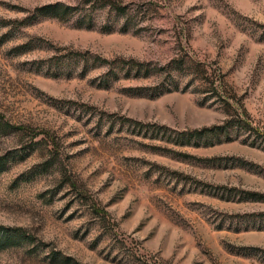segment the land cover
I'll return each instance as SVG.
<instances>
[{"label":"rangeland","instance_id":"obj_1","mask_svg":"<svg viewBox=\"0 0 264 264\" xmlns=\"http://www.w3.org/2000/svg\"><path fill=\"white\" fill-rule=\"evenodd\" d=\"M0 123V264H264V0H0Z\"/></svg>","mask_w":264,"mask_h":264},{"label":"trees","instance_id":"obj_2","mask_svg":"<svg viewBox=\"0 0 264 264\" xmlns=\"http://www.w3.org/2000/svg\"><path fill=\"white\" fill-rule=\"evenodd\" d=\"M62 4L63 3H60L59 1L49 2V3H46V4L39 6V8L42 11L58 15V13H60V12H56V11H59L58 8L62 7L61 11H63V12H61V13H64V12L68 11L69 8L72 7V4H66V3H64L63 5ZM113 5H114L113 7H115L118 12L124 11V6L122 4L114 3ZM173 60L174 59H172V61ZM176 60H177L176 61L177 63H182L184 61L187 62V60H184V58H181V57L176 59ZM177 63H176V65L178 66ZM169 64L170 65L165 69V72H164L165 74L163 76L164 77L163 80H167V81L165 83L162 80L161 81L162 86H160V87H158V85H157L158 88H156V89L158 92L165 90V89H173V88L181 87L179 84L180 83V79H179L180 75L177 72V69L174 70L172 63H169ZM192 67H190L189 70L194 71L193 77H195V74H197L199 71L202 73V69L198 64H195V67H193V68ZM183 69H184V67H183ZM185 69H187V68L185 67ZM200 75L202 76V74H200ZM168 76H169V78H168ZM1 123L4 126H6V125L11 126V122H9L8 120L3 121ZM1 123H0V125H1ZM230 125H239V126L249 125V122H247L241 116H238L236 118H232V117L227 118L223 123H214L211 125H203L201 127L178 129V130H175V133H176L175 139L178 141V143H181V144L190 143L193 139H196V141H198L201 136L205 137V136L210 135L212 133H216V132L219 133L221 130L222 131L223 130L228 131V127ZM0 161H1V163L5 162V160H0ZM141 261L142 262H140V264H159V261L157 262L156 259L151 261V260H148L147 258H143Z\"/></svg>","mask_w":264,"mask_h":264}]
</instances>
